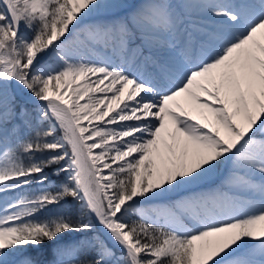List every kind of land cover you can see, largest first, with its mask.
Returning a JSON list of instances; mask_svg holds the SVG:
<instances>
[{
    "label": "snow or ice",
    "instance_id": "6c2138e0",
    "mask_svg": "<svg viewBox=\"0 0 264 264\" xmlns=\"http://www.w3.org/2000/svg\"><path fill=\"white\" fill-rule=\"evenodd\" d=\"M0 264H264V0H0Z\"/></svg>",
    "mask_w": 264,
    "mask_h": 264
},
{
    "label": "rangeland",
    "instance_id": "374dc122",
    "mask_svg": "<svg viewBox=\"0 0 264 264\" xmlns=\"http://www.w3.org/2000/svg\"><path fill=\"white\" fill-rule=\"evenodd\" d=\"M47 175L50 178V183L49 184H45L44 187L46 188H52L53 186H58L60 183L64 182L66 180V174H60L59 176L55 175V169L52 167H49L47 170ZM39 187H41L40 185L37 184H33L31 185L30 188H26L23 191L24 192H32L35 191L36 189H38ZM16 194L14 193L13 196H15ZM133 219H138V217H133Z\"/></svg>",
    "mask_w": 264,
    "mask_h": 264
},
{
    "label": "bare ground",
    "instance_id": "6f19581e",
    "mask_svg": "<svg viewBox=\"0 0 264 264\" xmlns=\"http://www.w3.org/2000/svg\"><path fill=\"white\" fill-rule=\"evenodd\" d=\"M83 102V101H82ZM85 123H87V122H85Z\"/></svg>",
    "mask_w": 264,
    "mask_h": 264
}]
</instances>
